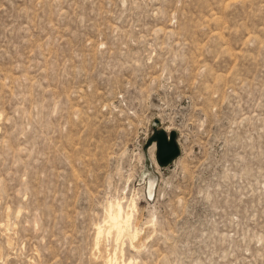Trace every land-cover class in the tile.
Segmentation results:
<instances>
[{
  "label": "rangeland",
  "instance_id": "rangeland-1",
  "mask_svg": "<svg viewBox=\"0 0 264 264\" xmlns=\"http://www.w3.org/2000/svg\"><path fill=\"white\" fill-rule=\"evenodd\" d=\"M114 254L264 264V0H0V264Z\"/></svg>",
  "mask_w": 264,
  "mask_h": 264
},
{
  "label": "bare ground",
  "instance_id": "bare-ground-1",
  "mask_svg": "<svg viewBox=\"0 0 264 264\" xmlns=\"http://www.w3.org/2000/svg\"><path fill=\"white\" fill-rule=\"evenodd\" d=\"M131 207H137V204L135 201L131 204ZM132 208V209H133ZM130 209V207H129ZM132 209H130V212H125L124 206L121 202L117 203L116 205H110V209L108 211V222L106 229L98 228L97 229V241L99 243L100 238L102 236V233H111L113 231H117L118 237L120 238L122 234L128 229L129 223L131 222V216H132ZM136 209V208H134ZM117 255H110L108 257V262L110 264H119L116 261ZM131 264V263H130Z\"/></svg>",
  "mask_w": 264,
  "mask_h": 264
},
{
  "label": "water",
  "instance_id": "water-1",
  "mask_svg": "<svg viewBox=\"0 0 264 264\" xmlns=\"http://www.w3.org/2000/svg\"><path fill=\"white\" fill-rule=\"evenodd\" d=\"M158 140V157L162 165H168L180 154V146L175 131L168 134L165 131L155 133Z\"/></svg>",
  "mask_w": 264,
  "mask_h": 264
}]
</instances>
